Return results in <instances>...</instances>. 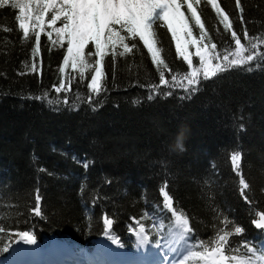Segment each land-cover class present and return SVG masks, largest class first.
<instances>
[{
	"label": "trees",
	"instance_id": "16d2710c",
	"mask_svg": "<svg viewBox=\"0 0 264 264\" xmlns=\"http://www.w3.org/2000/svg\"><path fill=\"white\" fill-rule=\"evenodd\" d=\"M219 2L235 12L234 0ZM242 3L250 36L264 37V0ZM181 11L190 16L186 5ZM197 11L218 45L215 54L230 57L235 42L211 6L201 0ZM15 15L10 6L0 8V260L26 243L23 232L52 253L54 243L63 251L100 252L102 239L137 252L134 232L143 226L150 245L183 249L186 257L202 251L201 243L211 248L217 235L228 232L225 255L260 264L264 231L252 220L264 211V60L229 63L215 77L199 76L188 85L191 68L175 54L170 33L158 21L154 31L169 64L161 69L168 83L160 82L161 70L137 38L133 53L114 64L105 58L97 94L87 88L93 73L83 79L71 67L59 73L66 45H53L45 34L32 73L34 37L23 38ZM234 29L242 31L238 19ZM193 33L199 35L195 26ZM241 42L244 56L256 54L251 43ZM68 78L70 87L55 92ZM181 125L189 130L187 151L172 152L169 145ZM237 150L239 175L230 159ZM240 176L250 184L251 204L241 199ZM161 188L173 196L176 213L189 218L192 233L180 237L175 216L162 208ZM105 217L113 220L111 228L105 229ZM236 227L244 230L236 233ZM186 264L203 262L190 258Z\"/></svg>",
	"mask_w": 264,
	"mask_h": 264
},
{
	"label": "snow or ice",
	"instance_id": "6c2138e0",
	"mask_svg": "<svg viewBox=\"0 0 264 264\" xmlns=\"http://www.w3.org/2000/svg\"><path fill=\"white\" fill-rule=\"evenodd\" d=\"M206 3L211 6L223 31L235 42L238 58L231 60L230 65L238 66L264 60V48L260 52L256 51L261 44H264V37L250 36L247 28L249 21L244 15L245 7L242 0H234L235 12H229L219 0H206ZM200 4L201 0H183V3L181 0H0V8L10 6L16 11L15 20L23 38L28 40L30 33L33 34L35 47L31 50L32 73L37 72L38 65L35 63V58L41 52V35L45 34L53 45L58 44L60 48H65L66 45L63 62L58 69L59 73L63 76L69 67L79 73V79H83L88 72L93 73L87 88L97 94L101 92V82L105 78V58L110 56L114 64L117 57H125L129 53H133L137 50L135 43L137 38L150 54L151 63L158 70L169 68V64L165 63L162 56V47L158 46L160 41L156 38L157 32L154 31V25L158 21L170 33L171 41L175 45V54L182 58L189 68L193 66V55H195L204 70L205 78L210 75L215 77L218 72H224L229 65L222 66L213 63L214 60L220 59L219 54L214 55L218 45L213 42V38L201 18V13L197 11V6ZM185 5L190 16H186L181 11ZM49 13H51L50 19L48 18ZM237 19L242 26V31L234 29V21ZM58 21L61 22V27H56ZM193 26L198 28V36L194 35ZM46 29H51V31L46 32ZM4 30L11 31L10 29ZM53 35H55V39H53ZM242 39L251 43L252 52L256 53L255 55H243L247 49L242 44ZM256 39H259L261 44L253 42ZM126 41H132L131 46ZM191 49H195V52L190 51ZM223 60L229 61V57L224 55ZM248 70L252 71L253 69L250 67ZM198 75L199 70L193 69L190 76L186 77L188 85L196 84ZM159 79L162 84L168 83L162 70ZM70 84L71 78L62 79L59 86L55 88V92L60 93L63 89L70 87ZM37 98L39 99V97ZM148 99H153V96L149 95ZM64 103L67 104L68 101L65 100ZM241 130H243V126H241ZM230 159L232 167L239 175L241 151L233 152ZM83 164L88 167L86 161ZM239 184L241 199L246 204H251L253 196L249 195L247 191L250 184L245 181L243 176H240ZM160 191L163 194L162 208L175 216L176 231L180 237L183 238L192 233L193 229L189 227V218L182 213H176L173 196L164 188H161ZM40 200L41 196L37 190L35 195L36 215H40L42 211L39 206ZM258 216V219L253 218L252 224L256 229L264 231V211L259 212ZM103 222L105 229L111 228L113 224V220L107 217ZM243 230L242 227L235 228L236 233H241ZM0 231L3 229L0 228ZM144 233L143 226L136 232L140 243H145L148 240ZM228 237V232L217 235L212 241L211 248L201 243L199 247L203 250L190 252L189 256L185 257L180 264H186L190 258H198L203 264H256L252 258H241L236 255L226 256L225 245L228 244ZM21 238L26 243H35L34 236L28 232H23ZM116 242L119 243V241ZM229 247L231 248V245ZM261 249L264 253V245L261 246ZM249 251L253 250L249 249ZM257 259L260 264H264V255Z\"/></svg>",
	"mask_w": 264,
	"mask_h": 264
},
{
	"label": "rangeland",
	"instance_id": "374dc122",
	"mask_svg": "<svg viewBox=\"0 0 264 264\" xmlns=\"http://www.w3.org/2000/svg\"><path fill=\"white\" fill-rule=\"evenodd\" d=\"M50 16H51V13L48 14L49 19H50ZM61 26H62L61 22L58 21L56 24V27H61ZM47 31H51V29H46V32ZM190 51L194 53L195 49H191ZM194 56L195 55H193V57ZM236 58L238 57L235 51L229 57V61H223L219 59V60H214L213 63L220 64L223 66V65L229 64L231 60L236 59ZM193 69L199 70V75L196 77V79H198L199 76L204 75V70L198 62V57H197V63L193 64L190 72H192ZM103 243H104V246H103L104 248L103 247L100 248V250L102 251L100 256L99 255L91 256L96 260L92 259L91 261L90 259L86 258L87 256L86 253H81L80 256L76 254H70L68 258H64V259H62L63 256H61L59 258L61 261L56 260L55 264H127L126 260L131 261L128 264H131V263L132 264H180V262L184 260L186 257L183 249L175 251L173 248H168V246L165 244H161L154 248L148 245L147 242L145 243L139 242L140 246L138 248L139 252L137 253V255L133 253L132 255H130L131 252L120 248L119 245H117L114 241H107L103 239ZM57 247L58 246L55 247L57 251L55 253L56 255L59 252V248ZM105 250H109L111 252H108V255L105 256L104 254L106 252ZM14 252L19 254L18 256L14 258V260H17L18 258L20 259L21 257L26 256L25 257L26 259L25 258L23 259V261L24 260L26 261V264H36V263L38 264L43 251L34 244H25L17 248ZM56 255H54V257ZM114 257L121 258L123 263L118 262L116 259H114ZM102 259H105V260H102ZM6 263L0 262V264H6Z\"/></svg>",
	"mask_w": 264,
	"mask_h": 264
},
{
	"label": "clouds",
	"instance_id": "9594fccd",
	"mask_svg": "<svg viewBox=\"0 0 264 264\" xmlns=\"http://www.w3.org/2000/svg\"><path fill=\"white\" fill-rule=\"evenodd\" d=\"M188 128L186 125H181L175 134L173 142L169 145V150L172 152L183 153L187 151L186 141L188 139Z\"/></svg>",
	"mask_w": 264,
	"mask_h": 264
},
{
	"label": "bare ground",
	"instance_id": "6f19581e",
	"mask_svg": "<svg viewBox=\"0 0 264 264\" xmlns=\"http://www.w3.org/2000/svg\"><path fill=\"white\" fill-rule=\"evenodd\" d=\"M78 261V260H77ZM129 262H131L130 260H126V263L128 264ZM132 264V263H131Z\"/></svg>",
	"mask_w": 264,
	"mask_h": 264
}]
</instances>
